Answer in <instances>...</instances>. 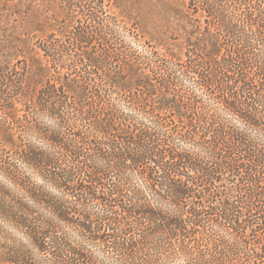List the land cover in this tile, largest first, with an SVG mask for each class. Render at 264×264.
Here are the masks:
<instances>
[{
    "label": "trees",
    "instance_id": "16d2710c",
    "mask_svg": "<svg viewBox=\"0 0 264 264\" xmlns=\"http://www.w3.org/2000/svg\"><path fill=\"white\" fill-rule=\"evenodd\" d=\"M0 113V264H264V0H0Z\"/></svg>",
    "mask_w": 264,
    "mask_h": 264
},
{
    "label": "rangeland",
    "instance_id": "374dc122",
    "mask_svg": "<svg viewBox=\"0 0 264 264\" xmlns=\"http://www.w3.org/2000/svg\"><path fill=\"white\" fill-rule=\"evenodd\" d=\"M52 8L56 9L55 5L52 6ZM58 14L59 13H56V15H58ZM24 17H25L24 19L26 21V24H28V25H39V24L43 25V24H48V23L52 22L53 21L52 18L55 17V14L54 15L50 14V15L46 16L47 19L44 18V20L42 21L43 17H39L34 10L25 8L24 9Z\"/></svg>",
    "mask_w": 264,
    "mask_h": 264
}]
</instances>
